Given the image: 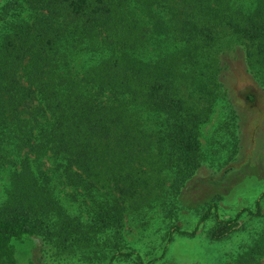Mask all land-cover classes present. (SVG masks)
<instances>
[{
  "label": "trees",
  "instance_id": "trees-1",
  "mask_svg": "<svg viewBox=\"0 0 264 264\" xmlns=\"http://www.w3.org/2000/svg\"><path fill=\"white\" fill-rule=\"evenodd\" d=\"M13 7L0 27V264H18V245L37 235L90 264H148L124 249L154 214L168 223L161 255L175 233L195 235L178 215L203 164L201 126L217 102L257 111L264 94V0ZM194 203L199 222L215 215L212 240L240 229L241 212ZM261 253L264 232L243 254Z\"/></svg>",
  "mask_w": 264,
  "mask_h": 264
},
{
  "label": "rangeland",
  "instance_id": "rangeland-1",
  "mask_svg": "<svg viewBox=\"0 0 264 264\" xmlns=\"http://www.w3.org/2000/svg\"><path fill=\"white\" fill-rule=\"evenodd\" d=\"M15 3L17 0H0V27L4 18L13 19L15 10H20L13 7ZM23 15L30 17L27 9ZM232 97L217 102L200 129L203 164L186 189V206L178 215L184 229L193 231L197 227L196 234L175 233L161 255L168 239V223L154 214L147 231L137 227L127 231L129 247L125 251H137L144 256V262L150 261L148 264H238L241 260L243 264H264V253L252 263L243 254L264 232V94L257 111L254 107L246 110ZM7 182L6 171L0 169V204L6 198ZM195 200L199 210L215 202L212 212L217 210L222 218L241 212L240 229L222 240H212L210 230L215 225V215L199 222L202 212L192 210ZM258 202L261 213L256 215L253 213L258 210ZM17 256L18 264H90L76 256H61L42 235L19 244ZM115 264L139 263L137 259L117 258Z\"/></svg>",
  "mask_w": 264,
  "mask_h": 264
}]
</instances>
